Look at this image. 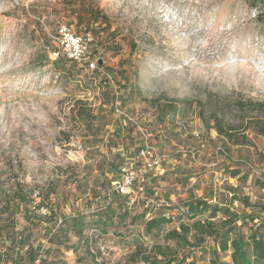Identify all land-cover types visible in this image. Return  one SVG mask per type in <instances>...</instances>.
Instances as JSON below:
<instances>
[{"label": "rangeland", "instance_id": "374dc122", "mask_svg": "<svg viewBox=\"0 0 264 264\" xmlns=\"http://www.w3.org/2000/svg\"><path fill=\"white\" fill-rule=\"evenodd\" d=\"M260 11L247 0H0V206L16 183L28 195L30 210L40 205L35 214L42 216L49 208L59 217L88 214L103 209L109 194L112 224L103 235L95 223L88 230L103 264H148L133 252L148 254L153 245H164L163 234L178 227L179 209L191 198L226 203L234 192L264 201V137L249 129L250 146L229 145L226 151L216 132L202 126L196 106L203 105L206 118L216 114L238 124L237 98L264 101ZM61 25L90 33V50L110 76L108 93L99 90L98 72L63 59L54 63L52 37ZM115 89L130 120L114 116L105 103ZM162 97L192 103L184 122L157 119L147 101ZM77 99L105 124L95 141L74 118ZM144 143L162 156L160 167L149 172L138 157ZM103 160H114L120 169L108 173ZM122 169L137 174L127 197L113 194ZM162 169L170 175L161 181ZM232 170L246 178H232ZM123 208L130 216L122 219ZM233 208L242 206L235 201ZM143 210V218L130 221ZM160 215L173 219L158 234H146L144 223ZM15 222L18 231L26 227L28 242L44 259L46 223L29 227L21 213ZM6 245L0 240L1 250ZM50 260L74 264L76 255L54 251Z\"/></svg>", "mask_w": 264, "mask_h": 264}, {"label": "trees", "instance_id": "16d2710c", "mask_svg": "<svg viewBox=\"0 0 264 264\" xmlns=\"http://www.w3.org/2000/svg\"><path fill=\"white\" fill-rule=\"evenodd\" d=\"M247 1L250 8L261 7L264 9V0ZM256 18L264 24V11L257 13ZM132 52L133 45L130 46V53ZM61 59L78 67H85L64 58ZM61 59H56L54 63L59 64ZM93 72L99 74L98 87L101 94L108 93L110 80L104 75L107 73L102 70V65H99L98 69ZM108 77L110 76L108 75ZM123 82L125 87L128 82L126 79ZM131 91L130 89L129 97ZM115 93H117V98ZM147 102L156 111L158 120H168L171 124L177 117H180L184 122L187 111L192 105L188 100L175 101L165 97ZM105 103L108 104L114 116H126L124 113L126 102L119 90H113L109 101ZM115 103L122 115L115 113ZM196 106L202 126L216 132L222 148L226 151L229 150V145L250 146L246 134L249 129H252L258 136L264 137V101L237 98L234 101V107L242 116L238 124L225 122L222 117L216 114L206 118L203 105L197 103ZM73 113L75 120L85 125L84 136L95 141L105 125L99 117V112L94 114L87 102L77 99L73 103ZM127 119L130 120L128 117ZM222 152L224 151L222 150ZM103 162L106 164L108 173L118 171L121 166L114 160L110 162L103 160ZM100 175H105L103 169H100ZM230 175L232 178H246L244 175L240 176L239 170H232ZM159 177L161 181L164 178L163 176ZM229 189L234 191L233 188ZM50 191H46V199L49 197ZM113 194L117 197H127V195L123 196L117 192H113ZM106 197L103 209H96L88 214L76 211L71 215L59 217L52 208H49L48 214L42 216L35 214V210L37 211L40 205L33 206V211L30 210L28 195L25 194L22 184L16 183L10 198H7L0 206V240L4 244L7 243L4 250L0 249V264H34L37 259L42 264H67L63 260L46 262L52 252L61 250L70 251L76 255L74 264H103L101 252L96 246L95 235L89 234L88 230L95 223L96 228L93 229L103 235L106 233L107 227L112 224L115 214L111 208L113 201L109 194ZM235 201L242 206L241 211L233 208ZM121 212L122 219L130 216V212L125 208ZM17 213L22 214L29 227H37L46 223L45 232L48 246L44 251V259L40 258L37 249L28 242L30 233L25 234L26 227L20 231L16 230L15 215ZM145 213L146 210H143L140 214L131 216L130 221L135 222L143 218ZM205 213L207 217L198 219ZM178 215V227L166 231L162 236L164 245H153L148 254L140 251V248H136L133 252L135 256H140V259L148 264H264V201H251L248 196L239 198L234 192L226 203H212L205 197H193L184 204L183 209H179ZM184 217L187 221L192 222L190 224L183 222ZM171 219L173 218L160 215L147 220L144 223L145 233L155 232L158 234L166 224L171 223ZM71 236L75 239L72 243H70ZM168 243H172L174 246H170ZM224 257H228L229 261H224Z\"/></svg>", "mask_w": 264, "mask_h": 264}, {"label": "built area", "instance_id": "2783aa9c", "mask_svg": "<svg viewBox=\"0 0 264 264\" xmlns=\"http://www.w3.org/2000/svg\"><path fill=\"white\" fill-rule=\"evenodd\" d=\"M56 49L52 50V58L54 60L64 58L79 66H85L93 71L98 69L99 57L94 56L90 50L92 38L90 34H77L71 28L64 25L58 27L55 35L52 37ZM108 80L107 74L104 73ZM117 98V93H115ZM115 98V100H116ZM115 113L122 115L118 110L117 103H115ZM138 157L142 162L143 172H149L160 167L162 156L158 154L154 147L147 143L140 148ZM123 180L121 183L116 184L115 191L120 195H128L131 192L134 180L137 174L130 172L127 169H122Z\"/></svg>", "mask_w": 264, "mask_h": 264}, {"label": "crops", "instance_id": "0c3cea01", "mask_svg": "<svg viewBox=\"0 0 264 264\" xmlns=\"http://www.w3.org/2000/svg\"><path fill=\"white\" fill-rule=\"evenodd\" d=\"M163 175V177L165 178V177H167L168 175H170V173L168 172V170H164V169H162L161 170V172H160V175L159 176H162Z\"/></svg>", "mask_w": 264, "mask_h": 264}, {"label": "water", "instance_id": "95a60500", "mask_svg": "<svg viewBox=\"0 0 264 264\" xmlns=\"http://www.w3.org/2000/svg\"><path fill=\"white\" fill-rule=\"evenodd\" d=\"M101 64H102V61H101V60H99V61H98V65H101Z\"/></svg>", "mask_w": 264, "mask_h": 264}]
</instances>
